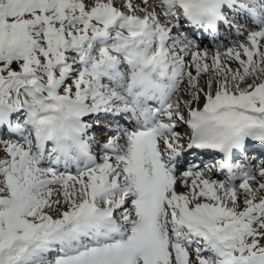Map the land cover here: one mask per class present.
Wrapping results in <instances>:
<instances>
[{
    "label": "snow or ice",
    "instance_id": "1",
    "mask_svg": "<svg viewBox=\"0 0 264 264\" xmlns=\"http://www.w3.org/2000/svg\"><path fill=\"white\" fill-rule=\"evenodd\" d=\"M252 144L264 0H0V264H264Z\"/></svg>",
    "mask_w": 264,
    "mask_h": 264
},
{
    "label": "rangeland",
    "instance_id": "2",
    "mask_svg": "<svg viewBox=\"0 0 264 264\" xmlns=\"http://www.w3.org/2000/svg\"><path fill=\"white\" fill-rule=\"evenodd\" d=\"M152 3H154V0H149V4L151 5ZM101 123H104L103 121H101ZM95 131H96V133L97 134H99L100 136L99 137H102V136H104V135H110V133H103V134H100V133H102L103 131H102V126L101 127H97L96 129H95ZM178 191H184V189L183 188H178Z\"/></svg>",
    "mask_w": 264,
    "mask_h": 264
}]
</instances>
